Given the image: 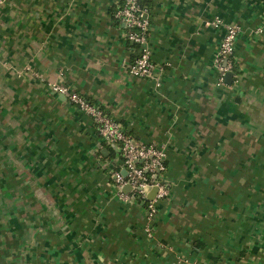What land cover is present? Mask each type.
<instances>
[{
    "label": "crops",
    "instance_id": "obj_1",
    "mask_svg": "<svg viewBox=\"0 0 264 264\" xmlns=\"http://www.w3.org/2000/svg\"><path fill=\"white\" fill-rule=\"evenodd\" d=\"M122 1L0 0V264H264V0H142L153 79L128 71ZM216 19L240 28L225 85ZM53 83L165 150L153 222Z\"/></svg>",
    "mask_w": 264,
    "mask_h": 264
},
{
    "label": "built area",
    "instance_id": "obj_2",
    "mask_svg": "<svg viewBox=\"0 0 264 264\" xmlns=\"http://www.w3.org/2000/svg\"><path fill=\"white\" fill-rule=\"evenodd\" d=\"M114 18L125 25L126 38L136 49V58L128 65L130 75L153 79L156 66L150 51V10L142 4V0H123L118 5ZM212 25L225 30L220 52L215 61L219 73V85H225L227 75L234 73L236 68L235 50L240 28L226 24L222 19H216ZM49 86L54 93L65 96L70 103L88 115L97 127L101 139L115 148L119 163L118 169L113 173L115 186L120 191L130 187L131 193L124 199L128 202H143L147 219L153 222L157 215L155 200L164 199L170 194V187L165 178L167 170L165 150L153 144L139 142L100 106L79 93L70 91L66 85L53 83ZM154 188L158 189L155 199L147 200L148 194ZM147 232H151L149 227Z\"/></svg>",
    "mask_w": 264,
    "mask_h": 264
},
{
    "label": "water",
    "instance_id": "obj_3",
    "mask_svg": "<svg viewBox=\"0 0 264 264\" xmlns=\"http://www.w3.org/2000/svg\"><path fill=\"white\" fill-rule=\"evenodd\" d=\"M233 77H234V74L233 73H229L227 75V77H226L227 82L231 83L233 81ZM126 188L130 189V187H126ZM157 193H158V189L157 188L152 189L150 191V193L148 194L147 200L153 201L155 199Z\"/></svg>",
    "mask_w": 264,
    "mask_h": 264
},
{
    "label": "rangeland",
    "instance_id": "obj_4",
    "mask_svg": "<svg viewBox=\"0 0 264 264\" xmlns=\"http://www.w3.org/2000/svg\"><path fill=\"white\" fill-rule=\"evenodd\" d=\"M165 178H166V176H165Z\"/></svg>",
    "mask_w": 264,
    "mask_h": 264
}]
</instances>
